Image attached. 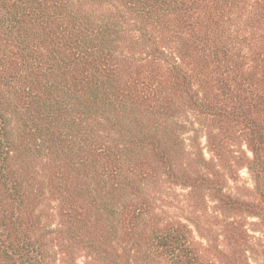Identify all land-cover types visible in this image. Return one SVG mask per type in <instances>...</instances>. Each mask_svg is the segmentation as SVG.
Here are the masks:
<instances>
[{
  "label": "trees",
  "instance_id": "16d2710c",
  "mask_svg": "<svg viewBox=\"0 0 264 264\" xmlns=\"http://www.w3.org/2000/svg\"><path fill=\"white\" fill-rule=\"evenodd\" d=\"M240 167L252 199L226 191ZM159 182L264 224V0H0V264H249L168 217Z\"/></svg>",
  "mask_w": 264,
  "mask_h": 264
},
{
  "label": "rangeland",
  "instance_id": "374dc122",
  "mask_svg": "<svg viewBox=\"0 0 264 264\" xmlns=\"http://www.w3.org/2000/svg\"><path fill=\"white\" fill-rule=\"evenodd\" d=\"M191 134V132L184 134L188 150L192 149L189 148L190 141L187 139ZM200 140L205 156L207 158L210 157L211 154L206 146V138L203 133H201ZM238 143L237 147H233V149L240 151V144H242V142L239 140ZM242 147L246 150V146ZM235 154L238 155L239 153L228 151V153H226L227 160L225 163H232ZM184 159H186L185 156ZM31 161L37 164L35 157ZM21 166L23 168L22 172L27 171L29 173V179L34 183L33 188L35 189V187H38L39 184L36 182L37 173H34V170H32V168L35 167L31 166L29 163H22ZM232 175L235 176H230L231 178L228 180L226 191L230 192L235 197L252 199L254 196V180L247 168L240 167L237 174L233 173ZM149 192H154L156 197H158L159 200L156 201V203L159 207L164 209L168 217L181 218L188 222L192 227L195 239L204 246H210L211 251L218 252V250H220L228 254L232 249L234 253L233 256L237 261H243L249 264H264V224L259 217L241 211L226 214L217 207L215 200H212L213 198L211 199L206 194L203 195L201 199V203L198 206L199 210L192 209L186 197L188 189L169 182H159L157 186H152ZM32 196H35V194ZM48 198H50L49 194H47V199L44 198L45 200L42 196L39 198L36 197L34 202L40 205H38L37 211L44 215L43 222L45 224L48 223L54 229L58 225V217L55 216L54 209L56 202L52 198H50L52 200ZM50 214H52L53 217L50 216ZM233 220L237 221V225L232 229L234 235L230 240H227L224 224L225 222ZM232 240L235 241V243L231 242ZM57 251V257L61 258V252L63 250L58 248ZM83 255L82 251L76 254V262L78 264H84L87 260ZM232 260L233 258H227L224 254L219 253L216 258L217 264H225Z\"/></svg>",
  "mask_w": 264,
  "mask_h": 264
}]
</instances>
